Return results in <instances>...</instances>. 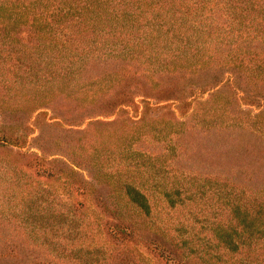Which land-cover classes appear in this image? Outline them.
<instances>
[{
    "label": "trees",
    "instance_id": "obj_1",
    "mask_svg": "<svg viewBox=\"0 0 264 264\" xmlns=\"http://www.w3.org/2000/svg\"><path fill=\"white\" fill-rule=\"evenodd\" d=\"M0 51L1 84L9 94L2 97L3 102L6 106L8 99L12 110L18 108L28 116L34 111L47 112L41 108H53L52 118L63 111L71 124L75 119L110 124L115 117L106 121L100 117L116 116L136 96L145 101L159 99L156 106L175 99L172 108L185 115L183 119L174 116L175 124L182 126L188 120L201 130L199 137L192 133L189 138L182 128L176 129L175 138H187L196 148L214 133L212 145L220 156L199 161L227 180L235 177L231 174L234 170L239 177L234 178L236 185L225 188L222 208L229 219L216 225L214 243L195 242L191 247H199L198 257L209 260V264H264V148L254 137L238 144L232 132L228 137L224 131L230 126L252 132L256 128L243 119H226L223 105L216 108L203 102L185 114L198 92L217 88L220 83L234 93H243L245 100L260 101L261 94L253 98L248 92L264 89V0H0ZM198 114L201 120H195ZM141 115L133 127L122 128L125 135L136 133V128L145 124ZM161 117H156L158 124H162L163 119L158 120ZM22 123L18 121L16 126L22 127ZM119 125L112 131H100L109 136L100 135V141L121 139ZM219 129L223 134H217ZM161 135L150 131L144 139H159ZM20 136L1 128V144ZM202 146L198 147L200 156L206 153ZM211 154L207 152L209 160ZM81 157L93 168L98 181L113 186L111 205L115 208L111 212L126 205L143 214L140 211H146L149 204L139 186H165L162 194L168 196L179 185L178 178L171 184L161 169L149 170L142 163L101 171L103 162L93 152ZM236 162L240 163L237 168ZM257 166L262 168L256 170ZM81 186L87 191L91 181L84 178ZM99 199L109 209L105 198ZM121 216L126 221L112 222L110 234L121 240H132L136 232L135 238L141 236L135 230L140 228L136 220ZM48 222L59 229L64 223ZM148 228L154 233L148 240L150 249L166 263L200 264L185 252V238L170 234L166 224ZM118 257L119 253L114 256ZM127 258L125 254L119 257ZM0 264L38 262H26L21 256L0 250Z\"/></svg>",
    "mask_w": 264,
    "mask_h": 264
},
{
    "label": "rangeland",
    "instance_id": "obj_2",
    "mask_svg": "<svg viewBox=\"0 0 264 264\" xmlns=\"http://www.w3.org/2000/svg\"><path fill=\"white\" fill-rule=\"evenodd\" d=\"M233 91L235 90L228 88L227 84L220 83L217 88L198 92L197 98H194L196 100L185 114L203 102L216 108L223 105L226 119H243L248 126L256 128V131L252 132L239 127L232 129L230 126L224 130L225 135L228 134L229 137L232 132L234 141L238 144H244L254 137L258 145L264 148V89L248 92V96L253 98L261 94L258 103L241 98L244 94L240 91ZM7 96L9 94L1 84L0 51V133L3 127L12 134L22 135L19 139L12 137L9 144H1L0 141L2 252L16 254L26 262L35 261L38 264H168L150 249L148 242L149 238L154 236L148 226L157 228L158 224H166V230L170 234L185 238L186 245L182 246L186 249L185 252L188 251L195 257L192 261L196 259L200 264H209V260L203 259L202 262L198 257L199 247L191 246L195 242L209 244L210 240V245L214 243L216 225L226 224L229 219L228 213L222 208L227 191L225 188L231 184L236 185L234 178L239 177L234 170L231 174L235 177L227 180L211 172L213 167L204 166L206 163L199 161L204 158L208 162L214 156H220L219 149L212 145L216 136L214 133L207 136L209 141H200L196 148L191 147L192 141L187 138H175V132L180 128L189 138L194 133L199 137L198 132H201L200 128H193L188 120L182 126L180 123L175 124L178 122H175L174 116L180 119L185 116L180 115L176 107L172 108L175 106V99L163 100L156 106L159 99L151 97L146 102L141 100L142 96H136L134 101L116 116L100 117L105 121L115 117L114 122L110 124L102 121L80 122L78 119L71 124L66 119L68 115L63 111L52 118L51 115L55 113L53 108H41L47 112L34 111L31 116L18 108L12 110L8 99L6 106L3 102L2 97ZM58 103L56 100V104ZM140 114L146 120L145 124L137 127L136 133L125 135L122 128L126 125L133 127L135 120L136 123L141 120L138 118ZM20 115L21 118H18ZM156 117H161L158 120L163 119L162 124H158ZM201 119V115L195 116V120ZM165 120L168 125H164ZM18 121H23L22 127L16 126ZM119 123L118 131L123 137L102 143L100 135L108 138L109 136L102 135L100 131H112ZM213 129L215 131V128ZM150 131L154 136L155 131L162 135L159 139H144L145 134L148 135ZM218 133L223 134L220 129L217 130ZM202 144L204 146L200 148L203 152L206 151L204 156H200L198 150ZM89 152H93L103 162L101 171H114L127 163H142L143 167L149 170L151 167L161 169L164 179L166 177L167 182L171 184L178 178V188L169 191L170 199L162 194L165 186H139L148 197L149 207L146 211H140L143 214H137L132 207L126 205L111 212L110 210L115 208L111 205L113 198L110 192L113 186L98 181L93 176V168L87 167V161L80 159ZM207 152H212L210 160ZM216 162L219 164L218 158ZM239 164L236 162L235 168ZM220 166L222 164H219ZM261 168L262 166L255 167L256 170ZM173 173L175 177L171 176ZM84 178L91 181L87 191H83L81 186ZM99 196L105 198L104 202H107L109 209L103 206ZM61 212L66 215H60ZM121 215L136 220L140 228L135 230L140 232L141 236L135 238L136 232L132 240H121L110 234L113 229L112 222L117 219L126 221ZM49 219L64 223L59 229L53 227L54 225L48 222ZM118 253L119 257L125 254L128 258L115 259L114 256Z\"/></svg>",
    "mask_w": 264,
    "mask_h": 264
}]
</instances>
